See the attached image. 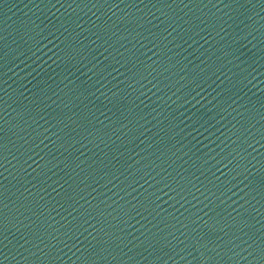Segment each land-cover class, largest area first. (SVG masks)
Returning <instances> with one entry per match:
<instances>
[{
    "label": "water",
    "instance_id": "water-1",
    "mask_svg": "<svg viewBox=\"0 0 264 264\" xmlns=\"http://www.w3.org/2000/svg\"><path fill=\"white\" fill-rule=\"evenodd\" d=\"M0 264H264V0H0Z\"/></svg>",
    "mask_w": 264,
    "mask_h": 264
}]
</instances>
